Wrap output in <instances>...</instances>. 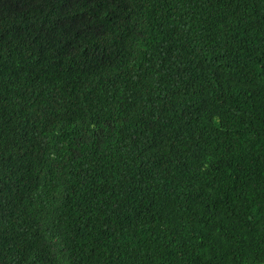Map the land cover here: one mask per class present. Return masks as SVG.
<instances>
[{
  "label": "trees",
  "instance_id": "trees-1",
  "mask_svg": "<svg viewBox=\"0 0 264 264\" xmlns=\"http://www.w3.org/2000/svg\"><path fill=\"white\" fill-rule=\"evenodd\" d=\"M0 264H264V0H0Z\"/></svg>",
  "mask_w": 264,
  "mask_h": 264
}]
</instances>
